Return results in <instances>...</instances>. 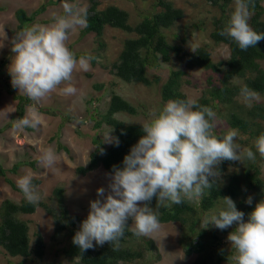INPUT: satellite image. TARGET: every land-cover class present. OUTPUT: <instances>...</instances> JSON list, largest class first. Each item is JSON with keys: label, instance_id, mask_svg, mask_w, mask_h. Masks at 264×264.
I'll return each mask as SVG.
<instances>
[{"label": "trees", "instance_id": "obj_1", "mask_svg": "<svg viewBox=\"0 0 264 264\" xmlns=\"http://www.w3.org/2000/svg\"><path fill=\"white\" fill-rule=\"evenodd\" d=\"M88 1L91 4L86 11L88 26L81 30L80 39L94 34L98 48H104L106 43L103 36L107 28L118 29L129 35L123 42L118 59L110 65V73L115 79L128 83L134 82L148 88L156 86L159 88L160 107L163 108L169 100L189 99L183 91L184 84H192L188 70L201 69L209 73L207 88L202 97L196 100L197 104L211 107L217 114L216 116L224 118L231 129H238L240 142L255 153L254 161L246 159V166L242 172L236 170L239 167L238 163L222 162L219 165V170L221 172L220 179L223 181H218L212 189H205L198 202L185 200L181 204L168 203L167 206L156 209L161 224L178 223L182 228L186 227L185 239L188 236L195 237L189 247L185 249L188 257L193 254L199 256L195 264L234 262L229 254L217 245H221L222 237L226 233L235 231L238 225L234 223L231 228L225 230H219L214 226L205 229L201 221L203 216L215 211L217 204L223 202L221 199L223 197L233 199L237 209L245 213V222L248 221V216L254 210L255 205L264 200V179L261 170V162L264 159L260 156L255 144L251 145V143L256 142L261 134H264V128L261 124V121H264V104L254 103L251 109L246 110L237 101V97L244 86L264 95V69L261 66V62L264 61V41H260L256 47L242 51L231 38L219 35L230 19L233 11L227 12L234 0H205L220 8V16L215 19L210 40L218 46L225 44L230 48V58L217 63L212 58V52L206 46H198L191 51L186 48L188 38L197 30L203 32L204 28L201 23L199 25L197 23L179 25V21L185 19L184 10L176 7L172 0H151L152 3L143 0L146 4L143 3V7L138 10L140 20L136 23L131 22L128 11L118 6L109 5L101 8L98 0ZM50 3L55 4L56 2L51 1ZM263 3L264 0H250V10L253 11V15L249 24L258 33H264ZM146 5L150 6L147 7ZM47 6L48 4L42 5L31 15H28L25 9L17 10L15 14L19 22L17 32H20L25 26L35 24L36 17L45 12ZM174 27L177 28L172 31L171 29ZM178 31L183 32V36H180ZM70 49L72 50V47ZM88 54L95 57L91 63L96 64L98 55L95 52L84 51L76 54V56L79 58ZM5 61L6 58L1 62L0 87L4 88L18 102L16 118H22L26 114L27 107L32 105L33 101L27 96L19 94L18 90L12 86L10 72L4 69ZM185 61L186 63H184ZM163 64H166L170 69L167 78L154 72ZM215 75H219L217 81ZM235 80H240L243 84L235 85L233 84ZM104 87V84L94 85L96 92L101 91ZM116 87L117 82L112 81L113 93L109 108L105 113H101L97 107L91 110L94 129L109 128L112 131L113 141L107 147L98 134L93 138L96 148L91 153L89 165L77 169V173L81 175H86L100 166L110 173L114 165L123 168L125 156L130 154L131 148L144 135L141 124H128L117 117L120 113L137 115L139 111L116 92ZM45 113L50 114L49 111H45ZM69 120L70 118L66 117L65 123ZM9 127L12 128L13 124H10ZM215 132L218 137H223L226 134V132L218 131L217 128ZM241 136L248 138L244 140ZM115 138L119 139L118 146L115 144ZM36 164L37 161L18 162L11 169L4 168L0 164V178L5 179L14 191L24 195L14 180L10 178V175H17L23 166L35 170ZM32 183L38 186L41 181L33 179ZM65 195L66 190L61 186H57L52 192V196L61 211V216H56L55 211L43 201L36 205L29 204L25 198L19 203L11 199L3 201L0 206V252H4L10 258L21 259L20 262L11 264H39L45 259L48 248L52 250L49 252L53 257L52 262L46 264H57L55 263L57 257H65L69 262L67 264H120V261L123 264H128L143 259L146 251L156 248L155 242L148 237L133 235L130 230L133 221L130 219L129 228L125 230L124 237L119 241L118 246L106 242L103 246H95L93 249L81 252L79 247L74 245L73 238L76 232L80 230L85 218L71 215L68 212ZM249 197H252L251 205L246 203ZM156 205L157 200L153 198L150 207L155 209ZM40 208L54 218L52 235L54 248L45 241L40 231L34 232L33 237L30 236V222L21 219L22 216L33 215ZM66 231L69 233L66 234L68 243L61 248L63 256H60L59 250L56 251L55 248L63 245L61 238ZM220 233L222 236L219 235ZM135 240H139V242L142 240L141 243L143 242L139 250L122 246ZM75 258H78L77 262H74L73 259Z\"/></svg>", "mask_w": 264, "mask_h": 264}, {"label": "clouds", "instance_id": "obj_2", "mask_svg": "<svg viewBox=\"0 0 264 264\" xmlns=\"http://www.w3.org/2000/svg\"><path fill=\"white\" fill-rule=\"evenodd\" d=\"M205 2L220 10L219 6ZM63 8L64 14L55 16L54 23L25 26L20 32L16 30L17 34L12 39L11 52L15 55L10 70L7 68V58L4 69L10 71L12 86L34 102L27 107L25 116L14 120L13 130L38 128L42 116L36 105L62 84L70 82L78 66L87 71L91 60L95 59L91 54L77 58L68 46L70 33L88 26L86 10L67 2L63 4ZM230 11H233L230 19L219 35L231 38L242 51L264 41V33L256 32L249 24L253 15L250 0H235L234 10L231 5L227 13ZM183 21L184 19L178 24H183ZM220 46L228 47V60L229 46ZM1 62L2 60L0 68ZM236 81L240 80H235L233 84ZM61 91L65 95L77 93V89L70 83ZM240 95L249 104L260 99V94L247 86L241 89ZM137 110L139 111L138 108ZM150 115L153 118L142 125L144 135L131 148L130 154L125 156L123 168L114 165L110 173L103 167L109 173L107 189H97L99 198L90 201L89 214L73 238L74 245L81 252L103 246L106 242L118 246L125 230L129 228L130 219L134 224L130 230L136 237H148L157 233L162 225L156 209L167 206L168 203L181 204L185 200L198 202L205 189H212L220 181L219 165L222 162L232 161L236 164L243 157L252 161L256 158L251 148L242 149L236 143L238 129H229L223 137H218L215 132V111L192 99L169 100L158 115ZM106 140H109V136ZM115 144L119 145L118 138H115ZM255 147L263 158L264 134L257 138ZM60 159V155L52 147H48L42 151L39 164L44 169L59 171L57 165ZM262 178L264 179L263 176ZM17 184L29 204L39 203L42 197L30 175L21 177ZM153 198L157 200L155 209L150 207ZM221 199L224 207L206 214L201 221L202 226L205 229L214 226L225 230L234 223L237 224L238 227L228 236L231 247L235 249V254L231 253L229 257L235 264H264V200L255 205L245 222V213L237 209L231 197ZM246 203L251 205L252 197ZM31 232L30 236L33 237ZM149 239L156 244L154 239ZM126 245L129 243L122 246L133 249ZM155 249L157 250V245ZM145 259L135 260L134 263ZM73 260L77 262L78 258ZM119 263L123 264L121 261Z\"/></svg>", "mask_w": 264, "mask_h": 264}, {"label": "rangeland", "instance_id": "obj_3", "mask_svg": "<svg viewBox=\"0 0 264 264\" xmlns=\"http://www.w3.org/2000/svg\"><path fill=\"white\" fill-rule=\"evenodd\" d=\"M51 1L56 3H50ZM98 1L101 8L115 5L128 11L132 23H136L140 20L138 10L143 7V3L146 4L143 0ZM148 1L150 2L151 0ZM172 1L176 7L184 10L185 19L183 24L197 23L199 25V23H201V26L204 28L203 32L197 30L188 38L185 45L186 48L191 51L198 46H206L212 52V58L216 63L221 60H226L229 57L228 47L218 46L210 40V34L216 17L220 16V10L203 0ZM66 2L83 8L86 11L91 6L88 0H0V60L5 58L9 60L7 64L9 70L15 55L11 52L12 39L16 36L14 33L19 24L15 17V12L18 9H25L28 15H31L42 5L48 4L46 11L36 17L35 24L49 25L54 23L55 16L64 14L63 4ZM146 6L148 7L150 5ZM234 6L235 0L232 4V10H234ZM179 25L182 26V24ZM176 28L177 27H174L171 30L173 31ZM82 29L83 28H77L74 32L70 33L68 46L69 48L72 47V51L75 54L83 53L84 51L97 53V63L92 65L90 62V67L87 71L78 66L74 70L70 82L62 84L60 88L50 93L47 98L36 105L38 112L42 116V121L38 128L13 130V127H9V125L13 124L14 120H16L17 101H15L12 95L4 88L0 87V163L4 167L11 169L13 165L18 162L37 161L35 170L31 167L23 166L19 169L17 175H10V178L13 179L16 184L24 175H30L32 180L39 179L41 184L37 186V190L42 197L39 202H45L56 214H58L56 216H60L61 211L58 208L56 200L52 196V192L57 186L65 188V201L66 207L69 209L68 211L71 214L87 218L90 211V201L99 198L97 196V189L101 187L107 189L109 184L107 174L109 173L106 172L103 167H99L88 172L86 175H81L77 173V169L89 165L91 153L96 148L93 143V138L97 134L108 146L113 141L112 131H110L109 128L102 130L94 129V122L91 120V110L95 109V107H97L101 113H105L108 110L113 93V88H111L112 81L117 82V87L115 88L116 92L139 109L137 115H128L125 113L118 114L117 117L120 120L129 124L135 123L143 125L153 118L150 115L151 113L157 114L161 111L162 107H160L159 88L156 86L148 88L140 84L122 82L121 80L115 79L110 73V65L114 60L118 59V54L123 46V42L126 37H129L128 34L109 27L103 36L106 43L105 47L98 48V43L96 42V36L94 34L80 39ZM177 33L183 36V32L178 31ZM184 63H186V61ZM107 66H109V68H107ZM261 66L264 69V61L261 62ZM154 72L167 78L170 69L166 64H163L161 68ZM188 73L192 84H184L183 91L189 99L194 101L199 100L204 90L207 88L209 73L201 69L194 71L188 70ZM214 77L217 81L219 75H215ZM68 83L77 89L75 95H65L61 91L63 87L68 86ZM95 84H104L105 87L101 91L96 92L94 89ZM235 84L242 85L243 82L236 81ZM17 90L19 94L24 95L19 92V89ZM237 101L239 105L244 106L245 109L248 110L253 107L254 103L264 104V95H260L258 101L254 100L250 104L246 103L241 95L237 97ZM45 111H49L50 114H46ZM66 117L70 118L67 123H65ZM216 124V128L220 132L223 131L227 133V131L231 129L226 124L225 119L218 116H216ZM261 124L264 128V121H261ZM108 136L109 140H106ZM241 138L245 140L248 137L241 136ZM236 143H239L242 149L248 148L245 144L240 142V136L236 138ZM253 144H255V142L251 143V145ZM48 147H52L61 157L57 165L59 171H55L51 168L44 169L39 164V157L42 151ZM246 159V157H243L240 162L237 161L239 165L236 169L237 171H243L246 166ZM261 168L263 172L262 176L264 177V160L261 163ZM220 181H223V179H220ZM24 198V195L18 191H14L5 179L0 178V206L6 199H11L19 203ZM223 207V202H219L215 211ZM21 219L30 222L31 233L40 231L45 241L54 248L52 245L54 244V242H52L54 227L52 216L44 209L40 208L35 214L22 216ZM161 225L162 227L157 233L148 236L156 241L157 250L154 249L147 252L144 261L133 264H194L199 256L193 254V256L187 257L185 249L189 247L191 241H193L195 237L192 236L191 238L188 236V238L185 239L186 227L182 228L178 223ZM132 227H134V224H132ZM66 234L68 235L69 233L66 231L61 238L63 245L55 248L56 251L59 250L60 256H63L61 248L68 243ZM229 234L230 233H226L225 236L222 237V244L217 246L228 254H235V249L231 247V243L228 240ZM219 235L222 236V233ZM141 241L142 240H140V242L139 240L130 241L128 242L129 245L126 246L137 249L143 245ZM49 251L52 252V250L48 248L45 259L39 262V264L52 262L53 256ZM20 261V258L13 259L6 256L4 252H0V264H11ZM63 262L66 264L69 263L65 257H57L55 261L57 264ZM220 264H235V262H220Z\"/></svg>", "mask_w": 264, "mask_h": 264}]
</instances>
